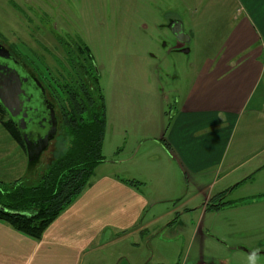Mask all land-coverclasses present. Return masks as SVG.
<instances>
[{
  "label": "rangeland",
  "instance_id": "obj_1",
  "mask_svg": "<svg viewBox=\"0 0 264 264\" xmlns=\"http://www.w3.org/2000/svg\"><path fill=\"white\" fill-rule=\"evenodd\" d=\"M239 8L235 0H0V41L46 81L68 79V51L78 45L91 51L107 126L105 161L86 189L108 175L137 181L149 200L140 221L146 228L117 239L106 231L91 263L249 264L256 250L257 264H264V195L248 197L245 188L237 189L225 206L205 212L209 236L194 240L198 214L190 208L201 198L188 201L197 190L168 154L164 132L207 61V48L221 47L240 25ZM176 18L190 36L187 53L172 49L168 25ZM67 144L57 131L30 170L29 156L0 123V188L37 177ZM260 177L257 186L264 184Z\"/></svg>",
  "mask_w": 264,
  "mask_h": 264
},
{
  "label": "crops",
  "instance_id": "obj_2",
  "mask_svg": "<svg viewBox=\"0 0 264 264\" xmlns=\"http://www.w3.org/2000/svg\"><path fill=\"white\" fill-rule=\"evenodd\" d=\"M235 1L240 25L221 47L207 48V61L164 129L168 154L197 190L188 201L201 198L190 208L198 214L194 240L209 236L205 212L220 209L212 205L227 204L241 188L248 197L264 195V184L256 183L264 174V0ZM148 203L134 185L98 177L40 239L0 220V264H93L106 231L117 239L146 228L140 221Z\"/></svg>",
  "mask_w": 264,
  "mask_h": 264
},
{
  "label": "trees",
  "instance_id": "obj_3",
  "mask_svg": "<svg viewBox=\"0 0 264 264\" xmlns=\"http://www.w3.org/2000/svg\"><path fill=\"white\" fill-rule=\"evenodd\" d=\"M68 53L71 72L66 81L54 76L48 82L33 68L53 96L57 131L67 138L66 149L57 154L37 177L22 178L0 188V220L34 239L42 238L50 224L82 195L94 168L105 161L102 150L107 107L98 70L89 47L78 45L75 51ZM0 123L28 155L22 133L1 103ZM39 159L29 162L30 170L35 168ZM127 183L133 186L137 181ZM221 198L223 200L225 195ZM224 204L221 201L210 208L219 209Z\"/></svg>",
  "mask_w": 264,
  "mask_h": 264
},
{
  "label": "water",
  "instance_id": "obj_4",
  "mask_svg": "<svg viewBox=\"0 0 264 264\" xmlns=\"http://www.w3.org/2000/svg\"><path fill=\"white\" fill-rule=\"evenodd\" d=\"M168 27L178 42L188 43L190 41V36L186 34L182 21L172 20ZM181 51L187 53L190 49L186 47L182 48ZM33 83L40 88V102L35 99V104H44L45 109L48 111L49 131L46 135L36 136L37 134L33 133L29 126L35 118L41 116H31L30 113L33 110L26 104L28 101L31 102L30 96H27V88H30L32 92L30 94H33ZM44 93L45 90L40 80L37 77H29L25 73L23 66L19 65V61L12 55L10 48L0 41V103L22 133L29 161H33L38 157L46 148L49 138L54 136L58 129V119L55 114L54 105L43 97ZM44 120L47 121V118H44Z\"/></svg>",
  "mask_w": 264,
  "mask_h": 264
},
{
  "label": "flooded vegetation",
  "instance_id": "obj_5",
  "mask_svg": "<svg viewBox=\"0 0 264 264\" xmlns=\"http://www.w3.org/2000/svg\"><path fill=\"white\" fill-rule=\"evenodd\" d=\"M172 20H175V19H172ZM174 45H173V50H181L182 48H186L187 47V43H181V42H178L176 37L174 36ZM10 48V47H9ZM10 50L12 51V55L19 61V65L23 66L24 70H25V73L29 76V77H37L34 73V71L32 70V68L27 64L25 63L24 61H22V59L13 52V50L10 48ZM38 78V77H37ZM39 79V78H38ZM42 86L44 87V90H45V93L43 94V97L48 99L51 103H53V96L51 95V93L49 92V90L44 86V83L46 82H42L40 81ZM34 84V89H32L33 91V94H30L32 93L31 92V89L30 88H27V96H30V99H31V102H27V106L33 110V112H31V116H39L41 115L40 117L38 118H35L31 123H30V129L33 133H36L37 135L36 136H39V135H46L47 132L49 131V125H48V121H49V116H48V111L45 109V106L44 104H40L39 103H36L35 104V99L38 101L40 99L39 97V92H40V88L37 87V85ZM32 84V86H33ZM29 89V91H28ZM40 102V100H39ZM36 105V106H35ZM54 105V109H55V114H56V117H57V110H56V107H55V104L53 103ZM38 107V108H36ZM34 108H35V111H34ZM37 109V110H36ZM44 118H47V121L44 120ZM58 119V118H57ZM58 130V129H57ZM56 136V134L54 136H52L51 138H49V141L46 145V148L38 155V157H40L42 155V153L48 149L51 141L54 139V137Z\"/></svg>",
  "mask_w": 264,
  "mask_h": 264
},
{
  "label": "clouds",
  "instance_id": "obj_6",
  "mask_svg": "<svg viewBox=\"0 0 264 264\" xmlns=\"http://www.w3.org/2000/svg\"><path fill=\"white\" fill-rule=\"evenodd\" d=\"M249 264H257V251L253 250L248 256Z\"/></svg>",
  "mask_w": 264,
  "mask_h": 264
}]
</instances>
